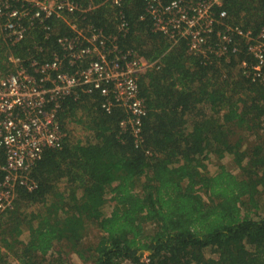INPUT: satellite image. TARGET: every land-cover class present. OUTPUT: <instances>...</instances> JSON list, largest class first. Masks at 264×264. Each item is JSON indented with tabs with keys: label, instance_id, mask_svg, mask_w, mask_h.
<instances>
[{
	"label": "trees",
	"instance_id": "1",
	"mask_svg": "<svg viewBox=\"0 0 264 264\" xmlns=\"http://www.w3.org/2000/svg\"><path fill=\"white\" fill-rule=\"evenodd\" d=\"M121 10L124 34L109 4L77 16L119 34L122 49L150 63L138 73L148 107L141 132L121 126V106L102 108L99 92L68 97L57 113L61 145L32 167L36 186L18 180L13 207L0 210V264H77L73 255L81 264H264V79L244 73L252 56L240 40L228 59L206 60L187 39L157 31L145 0ZM216 14L257 33L264 0H224ZM34 23L19 42L0 38V67L9 53L26 60L36 47L42 60L63 57L57 40L71 27L57 18L46 21L49 30ZM5 163L0 146V185Z\"/></svg>",
	"mask_w": 264,
	"mask_h": 264
},
{
	"label": "built area",
	"instance_id": "2",
	"mask_svg": "<svg viewBox=\"0 0 264 264\" xmlns=\"http://www.w3.org/2000/svg\"><path fill=\"white\" fill-rule=\"evenodd\" d=\"M94 1L89 0V7L83 9L78 0H0V38L7 44L26 38L35 21L49 30V18L63 20L73 30L72 35L57 40L65 52L63 57L55 54L50 61L42 60V49L36 47L37 54L26 60L9 53L8 63L3 61L5 67H0V146L6 153L0 185L1 211L13 207L18 180L30 189L36 186L29 178L32 167L47 148L61 145L65 133L57 113L68 97L99 92L104 97L102 108L111 112L121 106L128 113L121 126L126 127L130 121L135 125L134 134L139 136L141 132L148 107L138 97V73L150 63L134 50L122 49L119 34L106 35L100 28L79 22V13L109 4L119 8V33L127 31L128 22L121 10L126 0ZM145 2L157 31L175 41L187 39L189 51L206 60L211 55L228 59L229 52L237 53L243 41L253 58L251 64L242 62L244 73L264 79V25L254 33L252 29L224 23L223 17L216 14L224 0ZM216 24L224 28L216 29Z\"/></svg>",
	"mask_w": 264,
	"mask_h": 264
},
{
	"label": "rangeland",
	"instance_id": "3",
	"mask_svg": "<svg viewBox=\"0 0 264 264\" xmlns=\"http://www.w3.org/2000/svg\"><path fill=\"white\" fill-rule=\"evenodd\" d=\"M228 161L229 160H226V164H228L227 163ZM209 168H210L211 172L214 173V171H215V165L210 163ZM234 171H236V170H234ZM107 209H109V207ZM27 237H28V233L26 232V233H24V235L22 236V238L25 240V239H27ZM92 240H95V237H92ZM73 258L75 259V262L77 264H81L80 259L76 255H73ZM8 259H9L8 261H9L10 264H21L16 259H12L11 257L8 258Z\"/></svg>",
	"mask_w": 264,
	"mask_h": 264
}]
</instances>
